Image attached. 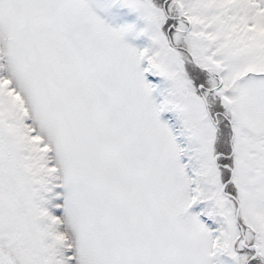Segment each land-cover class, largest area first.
Returning <instances> with one entry per match:
<instances>
[{
	"label": "snow or ice",
	"instance_id": "1",
	"mask_svg": "<svg viewBox=\"0 0 264 264\" xmlns=\"http://www.w3.org/2000/svg\"><path fill=\"white\" fill-rule=\"evenodd\" d=\"M0 264H264V0H0Z\"/></svg>",
	"mask_w": 264,
	"mask_h": 264
}]
</instances>
